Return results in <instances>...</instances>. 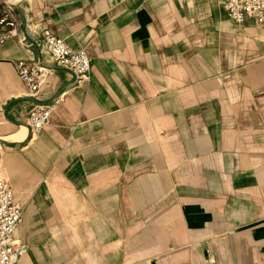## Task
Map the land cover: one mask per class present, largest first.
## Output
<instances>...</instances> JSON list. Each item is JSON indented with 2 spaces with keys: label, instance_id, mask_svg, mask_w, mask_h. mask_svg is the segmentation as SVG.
Masks as SVG:
<instances>
[{
  "label": "crops",
  "instance_id": "crops-1",
  "mask_svg": "<svg viewBox=\"0 0 264 264\" xmlns=\"http://www.w3.org/2000/svg\"><path fill=\"white\" fill-rule=\"evenodd\" d=\"M27 40L90 59L35 98L0 45V177L20 264H264V29L219 0H10ZM53 105L32 134L26 120Z\"/></svg>",
  "mask_w": 264,
  "mask_h": 264
},
{
  "label": "built area",
  "instance_id": "built-area-1",
  "mask_svg": "<svg viewBox=\"0 0 264 264\" xmlns=\"http://www.w3.org/2000/svg\"><path fill=\"white\" fill-rule=\"evenodd\" d=\"M220 7L230 21L243 25L251 20L264 29V0H219ZM16 40L29 54L27 60L14 63V69L30 98H35L45 78L46 68L32 58L31 49L49 59L55 66L71 73L76 84L90 78V59L83 50H71L65 41L53 34L42 33L27 40L19 31L10 0H0V45ZM53 105L34 107L26 125L32 134H38L48 124ZM22 223L21 208L15 203L8 181L0 177V264H20L28 248L15 237Z\"/></svg>",
  "mask_w": 264,
  "mask_h": 264
}]
</instances>
